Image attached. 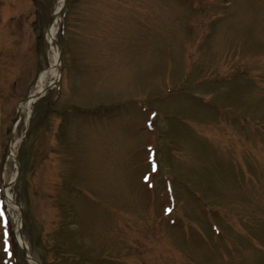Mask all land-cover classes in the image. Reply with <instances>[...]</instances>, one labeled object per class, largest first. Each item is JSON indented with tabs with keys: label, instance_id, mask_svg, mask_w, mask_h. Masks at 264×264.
Returning a JSON list of instances; mask_svg holds the SVG:
<instances>
[{
	"label": "rangeland",
	"instance_id": "obj_1",
	"mask_svg": "<svg viewBox=\"0 0 264 264\" xmlns=\"http://www.w3.org/2000/svg\"><path fill=\"white\" fill-rule=\"evenodd\" d=\"M55 8L0 0V264H264V0H63L15 127Z\"/></svg>",
	"mask_w": 264,
	"mask_h": 264
},
{
	"label": "bare ground",
	"instance_id": "obj_2",
	"mask_svg": "<svg viewBox=\"0 0 264 264\" xmlns=\"http://www.w3.org/2000/svg\"><path fill=\"white\" fill-rule=\"evenodd\" d=\"M63 0H56V8L54 10L53 13V22H52V26L50 27V29L47 32V43L50 46V52H51V57H52V62L50 65V68L47 71H43L39 77L38 80L36 82V85L34 87V90L30 93L29 97L25 100L20 102L19 106H18V113L19 115H22L24 113H29L32 106L34 105L35 98L37 95L39 94H44V86L47 85H54L55 82L58 81L59 77H58V72H57V56H58V49H55V43H54V38H55V33L57 30V25L59 23V19H60V10H61V4H62ZM49 79L50 82H46V80ZM57 104V103H56ZM15 144L13 145L14 148ZM12 148V147H11ZM12 150V149H11ZM14 156L11 154V159ZM13 181V178L11 180V182ZM4 197H5V202L7 204V207L9 208L10 212L14 211V212H18V207L15 204L13 197L10 194V188H8V186H6L5 192H4ZM15 225H16V229L18 230V232L20 231V220L16 218L15 220ZM16 236L19 240V242L22 244L23 248L26 250L27 246L24 244V241L22 239V237L20 235ZM29 259V263L30 264H38L34 259L32 258H28Z\"/></svg>",
	"mask_w": 264,
	"mask_h": 264
},
{
	"label": "water",
	"instance_id": "obj_3",
	"mask_svg": "<svg viewBox=\"0 0 264 264\" xmlns=\"http://www.w3.org/2000/svg\"><path fill=\"white\" fill-rule=\"evenodd\" d=\"M37 98V97H36ZM16 119H17V116H16Z\"/></svg>",
	"mask_w": 264,
	"mask_h": 264
}]
</instances>
